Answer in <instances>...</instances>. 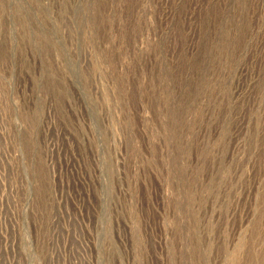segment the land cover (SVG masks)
Instances as JSON below:
<instances>
[{
	"label": "rangeland",
	"instance_id": "obj_1",
	"mask_svg": "<svg viewBox=\"0 0 264 264\" xmlns=\"http://www.w3.org/2000/svg\"><path fill=\"white\" fill-rule=\"evenodd\" d=\"M0 264H264V0H0Z\"/></svg>",
	"mask_w": 264,
	"mask_h": 264
}]
</instances>
